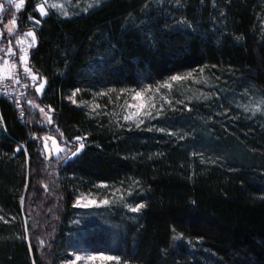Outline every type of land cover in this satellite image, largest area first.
Listing matches in <instances>:
<instances>
[{"label":"trees","instance_id":"1","mask_svg":"<svg viewBox=\"0 0 264 264\" xmlns=\"http://www.w3.org/2000/svg\"><path fill=\"white\" fill-rule=\"evenodd\" d=\"M57 1L68 16L39 19L29 52L47 78L37 101L67 140L86 144L57 167L55 204L40 185L44 134L29 112L32 91L22 119L0 100V264H62L80 252L121 258L108 264H264V0ZM20 15V24L40 18L31 0ZM189 73L202 81L197 95L171 97L183 103L165 105L149 127H121L119 89ZM160 127L176 135L147 130ZM116 189L124 201L110 196ZM89 192L112 202L75 207ZM125 202L146 206L134 213Z\"/></svg>","mask_w":264,"mask_h":264},{"label":"snow or ice","instance_id":"2","mask_svg":"<svg viewBox=\"0 0 264 264\" xmlns=\"http://www.w3.org/2000/svg\"><path fill=\"white\" fill-rule=\"evenodd\" d=\"M11 3V0H9ZM25 3V0H19V3L16 4V8L20 9ZM100 0H96L95 5H89V7L93 6H99ZM64 5L60 3H49V0H42L41 3L36 5V10L39 12V15L41 17H47L51 13H56L59 12L61 15L67 17L68 13L63 10ZM0 10H3V5H0ZM86 11L88 9H85ZM35 23L38 25L41 23L40 20H36ZM13 25H16L18 27L17 21L13 20L12 21ZM9 34H13V29L9 27L7 29ZM27 37L31 38V41H25L21 40L19 43L21 45L20 47V56H19V62L16 61H11L9 59H2L0 58V81L5 80V79H11L15 80L17 83H19V74H18V66L22 65L23 67V72L30 78L31 82L35 86V90L37 92H43L46 84H47V78L46 77H40L33 69V67L30 65V53L29 49L32 48L33 44L36 42V33L35 31H28L26 33ZM7 53L10 55H15L13 49L9 47L7 49ZM200 72L203 73L204 69H200ZM186 77H183L179 74L172 75L170 77L171 82H176V81H182ZM193 80L195 84H200L202 81L195 79L192 76V73L188 74V77ZM173 89V84L170 82H161L153 87L152 84L145 85L139 89H119V96H117V100H120L121 97H126L125 99L122 100V103L120 105V108L123 110V115H122V120L123 124H121V127L125 126L126 124H131L133 125L136 129H140L141 126L146 125L147 121L153 120V119H158L160 118L165 111V105L171 108V106L174 103H183V101H174L172 98L165 96L162 94V90H169L171 91ZM80 92V89H75L73 92L72 96H69V99L72 101L73 104L78 103L77 100L73 99V96H75L76 93ZM109 92H116V89H109L107 91H102L98 92L95 94V96L99 97H106L108 96ZM6 94V93H3ZM203 95V93H201ZM29 104H32L35 107H38L40 109V112L45 115L49 123H52V116L48 114L47 111H45V108L40 107L39 105H36L34 101L29 100ZM238 107H243L245 111H251L253 112V115H255V111H253L252 108H250L247 105H237ZM50 107V106H49ZM91 111L95 112L97 109H99L101 106L99 103H94L93 105L90 106ZM175 110V109H173ZM191 111V109H188ZM256 111H260L261 114H264V98L261 99L259 104L257 105ZM119 115V113H115ZM21 115L23 116V111L21 112ZM119 122V121H117ZM148 131H159L160 133L166 134V135H176L175 132H171L164 127L160 128H147ZM63 135V133H61ZM35 138V137H34ZM180 138H183L182 136ZM48 139H52L53 141V146L55 148V153L57 156H59L60 153L65 152V148L61 147L58 142L52 137H46L45 138V143L43 145L44 149H47L50 151V146L47 143ZM77 141H81L84 138L83 137H75ZM85 148L84 143H79L78 147H75L73 149H68L67 151L70 152V156H64L63 159L67 161L68 159L72 157H76L83 149ZM23 149L22 145H18L16 147V151L19 152ZM26 151V149H23ZM195 155V153H194ZM123 183V182H121ZM132 184H138V181H132ZM100 187H103L107 189L109 186L107 184H102ZM119 194V198L121 201L125 200V192L122 191L121 189H116L114 190L110 196H116ZM127 196L132 197L134 194L138 195V192H134L133 190H128L127 191ZM112 201L109 196H106L102 200H97L95 198V194L89 192L85 194H81V196L77 199V205L81 207H90L93 205H98V204H103V205H108ZM21 203H23V200H21ZM125 207H128L131 212L134 213H139L141 209H143L146 205L143 202L140 203H135L134 205L129 202L124 203ZM43 243V241H41ZM81 257L77 255L75 257V260H72L69 262V264H76L77 261H79ZM88 260L95 261L99 259L100 261H116L119 262L121 258L119 256H109L105 255L103 253L98 254V255H92L86 257Z\"/></svg>","mask_w":264,"mask_h":264},{"label":"rangeland","instance_id":"3","mask_svg":"<svg viewBox=\"0 0 264 264\" xmlns=\"http://www.w3.org/2000/svg\"><path fill=\"white\" fill-rule=\"evenodd\" d=\"M61 1V0H60ZM32 4H33V8L35 9V11L37 12V14L39 15V12L36 10V5L41 3L42 0H31ZM60 3L61 2L57 1V0H52L49 1V3ZM19 3V0H11V3L9 2V0H0V5H3V10H0V58H7L9 60H11L9 57L11 56L10 54L7 53V49L9 47H11L15 53V61L19 62V56H20V41L21 40H25L30 42L31 38L26 36V33L28 31H34L35 27L40 25V24H36L35 21L39 20L43 17H41L39 15L40 18H34V17H27L24 22H22V24L19 23V18H20V14L22 13L25 3L24 5L20 8L17 9L16 8V4ZM8 10L7 15H8V19L6 21H4L3 18V14H6L5 12ZM16 20L18 27L16 25L12 24V21ZM11 27L13 29V34H9L7 29ZM36 43V42H35ZM35 43L33 44V46L35 45ZM32 46V47H33ZM30 52V49H29ZM13 61V60H11ZM18 67H22V65L18 66ZM192 76L196 79V76H194L192 74ZM183 77H186L184 80L182 81H176V82H171L170 79L167 82H170L173 84V89L171 91L169 90H162V94L168 97H172L175 98L176 100H180L181 98H183V96H187V94H189L190 92H193L195 95H197V91L195 89H193V86H195L196 84L193 82L192 79L187 78L188 75H183ZM29 78V77H28ZM30 91H32V97L29 99L31 101H34V103L36 105H39L42 108H45V111L48 112L49 115L52 116V123H49L47 118L45 117V115L43 113L40 112V109L38 107L33 106L32 104H29L30 110L29 112L38 115V122L39 125L43 128V134L44 137L42 139V145H41V153L43 155L44 161H43V173L45 175H47L46 179H42L40 181V185L43 188V195H48L50 197H53L55 199V204H58V201L56 200V185H55V181L54 179L52 180V178H54V175H56V169L59 165L64 164L66 161L63 159L64 156H70V152L67 151L68 149H73L75 147H78L79 143H85V139L81 140V141H77L75 138L72 140H67L63 135H61V131L58 129L57 125H56V119H55V115L54 112L48 108V107H44L41 106L38 103V98L40 95H42L41 92H37L35 90V86L33 85V83L31 82L30 78ZM183 95V96H182ZM126 98V97H125ZM119 115L118 118L120 119L121 123H124L122 120V115H123V110L120 108L119 109ZM153 120L147 121L146 125H143L144 127H149L152 125ZM127 127L129 128H134L135 127L131 124H126ZM141 126V127H143ZM46 137H52L56 140V142H58L60 144L61 147L65 148V152H62L59 154V156L56 155L55 153V148L53 146V141L52 139H48L47 143L50 146V151L47 149H44L43 145L45 143V138ZM84 138V137H83ZM23 145V144H22ZM24 148V145H23ZM74 158V157H72ZM70 158V159H72ZM68 159V160H70ZM67 160V161H68ZM80 197V196H79ZM78 197V198H79ZM77 198V199H78ZM95 198L97 200H102L105 197H96ZM109 205V204H108ZM108 205H103V204H98V205H93L90 207H81L77 205V200H76V204L75 207L81 209L82 211H90L92 209H97L99 207H107ZM89 213V212H86ZM40 214H42L40 212ZM85 216V215H84ZM86 217V216H85ZM88 219H90V222L95 221L97 218L94 215H87ZM24 225H26V220L24 219ZM42 245V244H41ZM43 246V245H42ZM79 255L81 257V259L79 261L76 262V264H108L109 261H100L99 259L92 261V260H88L86 259V257L88 256H92V255H98V254H88V253H84V252H80V253H73L71 259L65 261L62 264H69L70 261L75 260V257Z\"/></svg>","mask_w":264,"mask_h":264},{"label":"built area","instance_id":"4","mask_svg":"<svg viewBox=\"0 0 264 264\" xmlns=\"http://www.w3.org/2000/svg\"><path fill=\"white\" fill-rule=\"evenodd\" d=\"M15 61V55L9 57ZM7 59V58H3ZM19 74V83L15 80L5 79L0 81V100H6L13 105L18 113V116L22 119L25 115V101L28 96L30 89V81L28 76L23 72L21 67L17 69ZM6 93V94H3ZM23 111V116L21 112ZM2 133H6V126L4 123L3 116L0 110V136Z\"/></svg>","mask_w":264,"mask_h":264}]
</instances>
